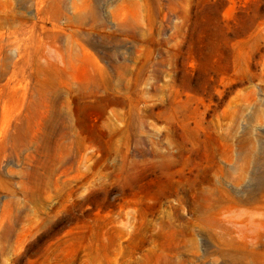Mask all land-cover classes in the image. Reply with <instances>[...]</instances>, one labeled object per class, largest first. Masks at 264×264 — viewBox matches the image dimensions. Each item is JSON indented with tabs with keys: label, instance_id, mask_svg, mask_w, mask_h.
Here are the masks:
<instances>
[{
	"label": "rangeland",
	"instance_id": "1",
	"mask_svg": "<svg viewBox=\"0 0 264 264\" xmlns=\"http://www.w3.org/2000/svg\"><path fill=\"white\" fill-rule=\"evenodd\" d=\"M2 1L0 264H264V0Z\"/></svg>",
	"mask_w": 264,
	"mask_h": 264
},
{
	"label": "bare ground",
	"instance_id": "2",
	"mask_svg": "<svg viewBox=\"0 0 264 264\" xmlns=\"http://www.w3.org/2000/svg\"><path fill=\"white\" fill-rule=\"evenodd\" d=\"M33 1H37V3L43 2V1H48V5H47L46 10L52 12L57 17L62 15L66 9V2H65L66 0H20V2L22 4H28V3L33 2ZM87 2H89V0H87ZM0 4L9 7V11L6 14L2 15L0 13V27L5 26L7 24H9L10 26H13L14 21L19 19L21 17V14L16 9V6L13 5V3H11V2L0 0ZM86 5L88 6L89 4H86ZM97 19H98V16L96 15V13L90 9L88 11V13H86V14H80L78 16L73 17L72 22L78 24L79 26H82V25H86V24L90 23L91 21H95ZM26 30L27 29H25V31ZM16 39L18 41L24 40V42H23L24 49L28 54H29L30 44L32 45V44H35L37 42V39L33 35H29L28 37H24L22 39H19V37H16ZM67 46H68V48L66 49V52L63 54L61 53V55L70 65H75V61L78 59L79 54L74 51L73 44L69 43ZM82 54H84V52ZM229 198H233L235 203H240V202L252 203L256 200L254 195H251L246 199H242V198L237 199L234 197H229ZM220 203H222V201H220L217 198L211 199L209 201V204L207 205V207L204 209V212L212 213L215 208L220 206ZM235 209L239 210L240 213L243 212L242 214L246 213L248 215L249 211L246 212L245 210H240L238 208H235ZM229 250L230 249H227V248L225 249V248L221 247L220 253L224 254V255H226V254L229 255V254H231V253H229L230 252Z\"/></svg>",
	"mask_w": 264,
	"mask_h": 264
}]
</instances>
